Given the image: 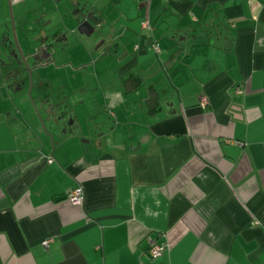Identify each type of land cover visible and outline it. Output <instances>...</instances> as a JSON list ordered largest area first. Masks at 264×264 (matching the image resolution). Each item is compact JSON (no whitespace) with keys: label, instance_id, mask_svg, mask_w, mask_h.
Masks as SVG:
<instances>
[{"label":"crops","instance_id":"crops-1","mask_svg":"<svg viewBox=\"0 0 264 264\" xmlns=\"http://www.w3.org/2000/svg\"><path fill=\"white\" fill-rule=\"evenodd\" d=\"M9 1L52 55L36 110L0 28V264H264V0Z\"/></svg>","mask_w":264,"mask_h":264},{"label":"rangeland","instance_id":"rangeland-1","mask_svg":"<svg viewBox=\"0 0 264 264\" xmlns=\"http://www.w3.org/2000/svg\"><path fill=\"white\" fill-rule=\"evenodd\" d=\"M6 8L4 9L5 12L0 10V28L2 29H7L8 30V36L10 38V41L12 42H17L18 44H16V49H14V45L12 44V59H16V62L18 63V68L22 71V74L24 73L25 76L27 77V81H25V86L28 88V90H32L33 86H36V81H35V73H33V68H34V60L35 61H42L45 59H49L48 56L45 55V52L41 51L40 48L38 49V45L36 43H33V45L31 46V49L26 50L25 47L21 44V42L18 39L19 33H17V26H18V22L16 20V12L18 10L19 6H14L11 4V2L9 0H7L6 2ZM44 3H41V7H43ZM26 4L22 5V8L28 9L30 7H32L31 5L28 6ZM48 6V5H47ZM49 7V6H48ZM25 11V10H24ZM37 12L35 11L34 15L36 16ZM39 14V13H38ZM31 22L36 23L37 20H40L39 17H35V18H30ZM77 34V33H76ZM80 35V34H79ZM35 38V37H34ZM90 40H94L93 37L87 38V40L85 39V44L87 46L90 45ZM20 42V43H19ZM42 45H40L41 47ZM62 45H58L59 49H55L57 55L55 57H53L52 59L54 60L55 64L58 62L63 61L66 58V55L68 54V52L70 51L68 49L67 46H63ZM44 47V46H43ZM57 47V48H58ZM46 57V58H45ZM88 58V55H87ZM51 60V58L49 59V61ZM33 65V66H32ZM30 69L32 70L31 72V77H30ZM36 69V67L34 68ZM35 89V87H34Z\"/></svg>","mask_w":264,"mask_h":264},{"label":"built area","instance_id":"built-area-1","mask_svg":"<svg viewBox=\"0 0 264 264\" xmlns=\"http://www.w3.org/2000/svg\"><path fill=\"white\" fill-rule=\"evenodd\" d=\"M145 26L149 27V20L146 19L145 20ZM155 49L158 50V45L155 46ZM240 92L242 91L241 89L239 90ZM209 103V100L206 96L201 97L200 99V105L202 108H205ZM236 143L240 146L244 145L243 142L241 141H236ZM53 158L50 157L48 159V162H52ZM67 198L69 199V201L75 205H79L83 203V199H84V189L82 186H76L72 189L69 190V192L67 193ZM53 240L52 237L47 238L43 241V245L45 247H47L49 245V243ZM166 248L165 244H158L156 243L153 239L149 240V249H148V254L152 259L158 258L160 257L164 250Z\"/></svg>","mask_w":264,"mask_h":264},{"label":"water","instance_id":"water-1","mask_svg":"<svg viewBox=\"0 0 264 264\" xmlns=\"http://www.w3.org/2000/svg\"><path fill=\"white\" fill-rule=\"evenodd\" d=\"M56 40V39H55ZM44 46V47H43ZM40 50L45 52V54L49 57L50 55H52V53L49 52V44H47V38L43 40V43H42V46L41 47H38L37 50ZM53 52V51H52ZM54 52H56V50H54ZM31 72L32 70L30 69V77H31ZM29 97L30 99L32 100L33 104H34V107L36 108V110L38 109V107L36 106V103L34 102V99L31 95V89L29 90ZM42 124H43V127H44V123H43V120H41ZM45 128V127H44Z\"/></svg>","mask_w":264,"mask_h":264}]
</instances>
